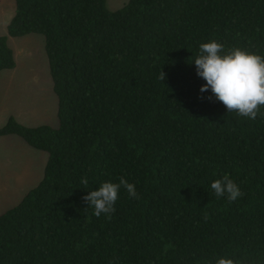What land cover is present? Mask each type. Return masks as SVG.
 <instances>
[{
  "label": "trees",
  "instance_id": "trees-1",
  "mask_svg": "<svg viewBox=\"0 0 264 264\" xmlns=\"http://www.w3.org/2000/svg\"><path fill=\"white\" fill-rule=\"evenodd\" d=\"M14 2L0 73L16 66L9 38L43 35L58 125L0 127L47 153L0 214V264H264V106L228 112L191 63L209 40L264 56V0ZM223 175L243 193L234 202L210 190ZM119 177L138 198L121 189L96 217L82 197Z\"/></svg>",
  "mask_w": 264,
  "mask_h": 264
},
{
  "label": "rangeland",
  "instance_id": "rangeland-1",
  "mask_svg": "<svg viewBox=\"0 0 264 264\" xmlns=\"http://www.w3.org/2000/svg\"><path fill=\"white\" fill-rule=\"evenodd\" d=\"M128 0H106L110 10ZM0 4V35L14 13V0ZM16 66L0 73V127L10 116L28 126L58 125V99L53 90L43 35L30 33L11 42ZM47 153L17 135L0 136V214L15 206L43 176Z\"/></svg>",
  "mask_w": 264,
  "mask_h": 264
},
{
  "label": "clouds",
  "instance_id": "clouds-1",
  "mask_svg": "<svg viewBox=\"0 0 264 264\" xmlns=\"http://www.w3.org/2000/svg\"><path fill=\"white\" fill-rule=\"evenodd\" d=\"M191 63L195 65L197 76L205 81L199 89L200 93L210 92L209 99L214 97L228 112L256 119L259 108L264 106V56L241 47L225 50L222 43L209 40L199 44L198 54ZM159 78L164 80L163 71ZM80 183L87 185V178H81ZM209 187L216 198L224 197L229 203L243 195L239 185L228 175L213 180ZM121 189H124L130 198H138L135 185L124 177H119L117 182H101L82 199L96 217L102 214L110 217L115 211V203ZM215 264L238 262L230 256H220Z\"/></svg>",
  "mask_w": 264,
  "mask_h": 264
},
{
  "label": "crops",
  "instance_id": "crops-1",
  "mask_svg": "<svg viewBox=\"0 0 264 264\" xmlns=\"http://www.w3.org/2000/svg\"><path fill=\"white\" fill-rule=\"evenodd\" d=\"M2 3H3L2 0H0V4H2ZM2 11H3V10H2V8H1V11H0L1 14H2ZM4 34H5V33H4ZM12 41H14V38H12V37L9 38V44H10L11 47H12V45H11V42H12ZM13 50H14V48H13ZM14 54H15V59H16V53H15V50H14Z\"/></svg>",
  "mask_w": 264,
  "mask_h": 264
}]
</instances>
